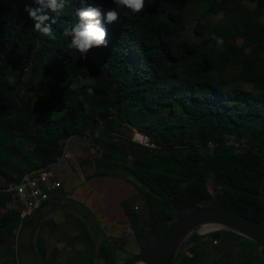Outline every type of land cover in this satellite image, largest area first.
I'll use <instances>...</instances> for the list:
<instances>
[{"label":"trees","instance_id":"1","mask_svg":"<svg viewBox=\"0 0 264 264\" xmlns=\"http://www.w3.org/2000/svg\"><path fill=\"white\" fill-rule=\"evenodd\" d=\"M241 1L145 0L144 11L134 15L116 9L112 0H70L52 25L53 40L33 30L24 10L32 0H0L4 186L55 164L59 141L78 137L97 151L85 179L124 180L144 201L141 222L136 211L123 209L133 220L127 219L138 253L170 222L198 207L226 209L264 226V27L259 21L264 0H249L252 10ZM88 6L105 16L108 46L91 49L85 60L68 47L71 38L62 32L77 22L76 10ZM192 8L198 40L181 35ZM109 10L119 12L111 24ZM218 13L203 34L199 18ZM213 34L224 43L217 45ZM89 78L96 81L93 95L86 92ZM130 131L146 137L147 145L131 141ZM0 197L9 201L1 191ZM21 229L16 205L0 214L5 254L18 248ZM89 233L77 236L89 252L87 264H115L105 239L96 242L100 233ZM32 234L31 246L35 242L44 257L41 241L31 243ZM181 253L179 248L172 264H202L201 253L194 260Z\"/></svg>","mask_w":264,"mask_h":264},{"label":"rangeland","instance_id":"2","mask_svg":"<svg viewBox=\"0 0 264 264\" xmlns=\"http://www.w3.org/2000/svg\"><path fill=\"white\" fill-rule=\"evenodd\" d=\"M240 4L248 10H252L254 6L253 2L249 0H242ZM192 10L194 11H191L186 17L184 30L181 35L185 38L198 40L199 37H196L193 33L194 19L197 17V13L194 8H192ZM219 18L220 13L216 15H202V17L199 18V22L204 27L203 34L208 33L210 31L211 24ZM259 21L264 27V12L261 13ZM236 43L239 44L240 40L237 39ZM245 87L247 88V85H245ZM118 130V132L128 136V133L123 131L121 127ZM130 133L133 134L134 132L130 131ZM58 144L60 154L57 158L60 159V157L63 156V159L62 161L59 160L60 162L50 165V168L58 179H62L59 193L64 196L71 188L74 189L76 186L75 174L84 178L85 175L89 176V174L93 171L92 158L97 154V151L91 143L84 138L70 137L68 139L60 140ZM60 168H64L65 171L61 172ZM2 169L13 175V172H11L9 167H2ZM201 170L205 174L203 166H201ZM62 174H65L64 177L69 174L67 176V180L63 179L64 177ZM92 179H94L92 182H94L95 185V183L97 184L101 182L103 177L87 178L84 179L83 182L85 183ZM5 183L6 182L0 177V188L3 187ZM209 191L211 194L213 193L212 190ZM9 203L14 207V204L10 201ZM66 204H68V202H64L63 208L60 209L57 207L50 212V218L53 215H66L64 218L65 222H63V224L51 223L50 219L43 217L37 219L36 225L32 227L31 233L33 232V234L31 243L33 244L34 240L36 241V239H38L41 241L44 250L45 247L48 246L46 257H41V255L37 253V246L34 245L35 242L33 247L30 243L28 246L19 245L16 250L8 254H5L2 247H0V264H87L90 258L89 252L78 241L77 236L79 234H84L85 231L91 232L90 223L87 220L90 216L83 214V212L79 208H76V206L69 208ZM120 205L123 209L136 211L139 216V222L146 218V206L141 196L136 194L133 197H129L120 202ZM124 217V219L118 222L121 224L118 228H115V230L111 228L109 229L106 226L101 227L98 223H95L96 226H94L101 235L96 236L97 244H105V242H102L105 239L104 241H106V246L108 248L111 247L115 264H121L127 257L139 254V244L132 234L129 227V221L127 220L129 216L126 218V215H124ZM129 219L132 220V218ZM50 230L51 234L49 233ZM42 232L48 233V236L50 237L48 244H46L41 238L43 236H37ZM214 232L219 231L209 230L203 233L202 228H200L196 232L191 233L181 244V255L188 257L190 260H194V256L191 253L193 252V249L190 246V242H192L191 238L198 236L197 239L200 240L206 236L205 238L207 241L205 242H207L206 248L208 250V255L206 256L207 259L205 257L204 264H218V262L222 261L226 264H264V255L251 241L229 231H220L222 236L220 238H216L213 237ZM89 234L91 236V233ZM210 234L212 239H209ZM224 238H227L230 241H225ZM233 241L235 244H232ZM149 242H151V239L148 243ZM148 243L144 244V249ZM179 264L183 263L180 262Z\"/></svg>","mask_w":264,"mask_h":264},{"label":"water","instance_id":"3","mask_svg":"<svg viewBox=\"0 0 264 264\" xmlns=\"http://www.w3.org/2000/svg\"><path fill=\"white\" fill-rule=\"evenodd\" d=\"M52 208L54 204L43 205L22 224L19 245H29L31 230L38 217ZM87 220L92 226V218L88 217ZM204 225H214L215 231H229L244 237L264 254L263 225L226 209L198 207L170 222L149 246L139 254L127 257L121 264H172L185 238ZM95 250V242H93V254Z\"/></svg>","mask_w":264,"mask_h":264},{"label":"clouds","instance_id":"4","mask_svg":"<svg viewBox=\"0 0 264 264\" xmlns=\"http://www.w3.org/2000/svg\"><path fill=\"white\" fill-rule=\"evenodd\" d=\"M83 2V0H81ZM116 9H126L134 15L142 13L146 7L145 0H112ZM70 0H32L31 4L26 3L24 10L34 22L33 30L50 39H56L52 25L57 24L58 19L64 13ZM77 22L70 27L63 29L62 34L70 37L68 47L79 53L82 59H87V53L93 48L108 46V31L104 26L105 16L97 7H83L76 10ZM119 18L117 10H109L106 13V21L111 24ZM50 21V23H48ZM217 45L224 43L222 37L215 34L211 36ZM94 78H89L86 92L94 94Z\"/></svg>","mask_w":264,"mask_h":264},{"label":"crops","instance_id":"5","mask_svg":"<svg viewBox=\"0 0 264 264\" xmlns=\"http://www.w3.org/2000/svg\"><path fill=\"white\" fill-rule=\"evenodd\" d=\"M60 171L63 172L65 169L60 168ZM62 176L64 177L65 174H62ZM67 176L63 179L67 180ZM85 176L84 178H81L80 175L78 176L75 174L76 186L74 189L71 188L64 196L59 193V189L51 195L45 205L54 204V208L39 216L38 219L46 217L51 220V223L63 224V222H65L64 218L66 215H53L50 218V212L57 207L60 209L63 208L64 202H68L66 205H68L69 208L76 206V208H79L83 214L90 216L93 220L92 223H98L101 227L106 226L109 229L111 228L114 230L115 228H118L121 224L118 222L125 218L120 202L136 195V191L128 183L121 179L103 177L101 182L97 184L95 183L94 185V182H92L94 179L84 183L83 180L85 179ZM60 180L62 181V179ZM11 207V204L5 197H0V214L4 213ZM94 226H96V224ZM90 231L93 232L92 230ZM49 233L51 234V230ZM40 235L43 236L41 238L46 244H48L50 238L48 233L42 232L37 236L40 237ZM47 251L48 246L45 247L46 255Z\"/></svg>","mask_w":264,"mask_h":264},{"label":"built area","instance_id":"6","mask_svg":"<svg viewBox=\"0 0 264 264\" xmlns=\"http://www.w3.org/2000/svg\"><path fill=\"white\" fill-rule=\"evenodd\" d=\"M134 133L131 134L130 140L146 146V137ZM62 159L63 156L57 158L56 162ZM60 186L61 180L56 177L49 165L26 172L18 181L9 182L0 191L18 207L20 226L24 220L46 204Z\"/></svg>","mask_w":264,"mask_h":264},{"label":"flooded vegetation","instance_id":"7","mask_svg":"<svg viewBox=\"0 0 264 264\" xmlns=\"http://www.w3.org/2000/svg\"><path fill=\"white\" fill-rule=\"evenodd\" d=\"M91 227V226H90ZM91 230L94 232V231H98V230H96V228L94 227V224H93V226L91 227ZM99 232V231H98ZM92 236V235H91ZM101 236V235H100ZM206 236H204V238L203 239H200V240H194V241H192V242H190V246L192 247V251L193 252H191L192 253V255L193 256H195V259H196V257H197V255L198 254H200L201 253V255L200 256H198V260L199 261H201V263L203 264L204 262H205V257L208 255V250H207V248H206V243L207 242H205V241H207L206 240V238H205ZM80 241V240H79ZM83 242V241H82ZM82 242L80 241V243L82 244ZM93 242H95V241H93ZM194 244V245H193ZM197 244H200L201 245V247H200V250H196V246L195 245H197ZM83 245V244H82ZM225 247V246H224ZM180 248H181V246H180ZM179 250V249H178ZM210 255V254H209ZM44 257H46V256H44ZM206 259H207V257H206ZM221 263H225L224 261H222V262H218V264H221ZM226 264V263H225ZM228 264V263H227Z\"/></svg>","mask_w":264,"mask_h":264},{"label":"bare ground","instance_id":"8","mask_svg":"<svg viewBox=\"0 0 264 264\" xmlns=\"http://www.w3.org/2000/svg\"><path fill=\"white\" fill-rule=\"evenodd\" d=\"M134 134H136V133H134ZM136 135H140V134H136ZM214 228H215L214 225H204V226H202L203 233H205V232H207L209 230H213Z\"/></svg>","mask_w":264,"mask_h":264}]
</instances>
